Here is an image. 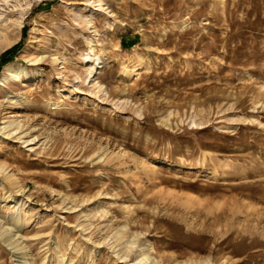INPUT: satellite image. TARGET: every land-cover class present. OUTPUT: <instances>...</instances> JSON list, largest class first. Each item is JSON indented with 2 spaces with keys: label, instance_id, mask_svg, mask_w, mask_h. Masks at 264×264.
Wrapping results in <instances>:
<instances>
[{
  "label": "rangeland",
  "instance_id": "1",
  "mask_svg": "<svg viewBox=\"0 0 264 264\" xmlns=\"http://www.w3.org/2000/svg\"><path fill=\"white\" fill-rule=\"evenodd\" d=\"M0 33L26 73L0 85V225L31 261L264 264V0H0Z\"/></svg>",
  "mask_w": 264,
  "mask_h": 264
},
{
  "label": "bare ground",
  "instance_id": "2",
  "mask_svg": "<svg viewBox=\"0 0 264 264\" xmlns=\"http://www.w3.org/2000/svg\"><path fill=\"white\" fill-rule=\"evenodd\" d=\"M27 1H31V0H27ZM110 28H111V25H109L107 27V29H110ZM11 41H12V39H11V37H9V35L7 36L4 33L3 34L0 33V52L8 44H10ZM86 55H87V58L89 60L90 65L91 64H97V63H99L100 60H102V58H103L102 55L96 54L94 52V49H93V47L91 45L89 46V49H88V52H87ZM138 64L136 65L138 67H133V68L126 67L125 66L123 72H124L125 76L128 79L137 78L141 74V71H142V69H144V66L142 65V62H140L139 65ZM24 74H26V73H25V69L23 67H21L20 65H14L12 63H8V64H6L4 66L3 72H2V74L0 76V85L2 84L4 86V84H7L8 85V84H11L12 82H13V84H15L14 82H17V81H20V80L22 81V78H23ZM24 77H26V76H24ZM93 81H94V79H93ZM1 128H4V126L1 127ZM5 168H6V166L3 163H1L0 164V171L4 170ZM210 173H211L212 176H216L217 175L216 171H211ZM8 176L11 177V175H8ZM15 201H16V203H18V200L17 199ZM10 216L11 217H10L9 220L13 224L14 223H18L20 221V218H19V216L17 214L10 215ZM24 225H27V224L26 223H22V222H21V224L19 223V227L20 228H22ZM125 226H127V223L125 224ZM2 228H3V226L0 225V229H1V234L2 235L5 232L8 233L5 237H3V239L5 241H9L8 244H10L12 248H14V250H15V252L13 251L14 253H21L22 254V257L25 258V262H23V264H42V263H39L38 260H32L31 261V259L28 257V252L26 251V245L25 244H22L21 242H19V238H14L13 237L14 234L9 233L8 232V228H5V229H2ZM123 236H124L123 233H118L117 234V240H121L123 238ZM132 242H134V241H132ZM140 255L144 259H145V257H147L146 256L147 253L144 252V251H140Z\"/></svg>",
  "mask_w": 264,
  "mask_h": 264
}]
</instances>
